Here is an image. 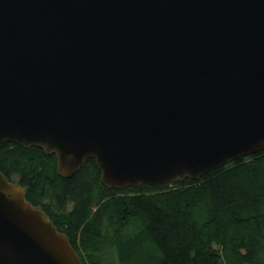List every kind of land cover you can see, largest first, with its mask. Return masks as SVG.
Here are the masks:
<instances>
[{"label":"water","instance_id":"1","mask_svg":"<svg viewBox=\"0 0 264 264\" xmlns=\"http://www.w3.org/2000/svg\"><path fill=\"white\" fill-rule=\"evenodd\" d=\"M111 189L264 150V0H0V143ZM0 264H83L0 171Z\"/></svg>","mask_w":264,"mask_h":264},{"label":"trees","instance_id":"2","mask_svg":"<svg viewBox=\"0 0 264 264\" xmlns=\"http://www.w3.org/2000/svg\"><path fill=\"white\" fill-rule=\"evenodd\" d=\"M0 171L70 239L83 264H264V150L158 186L108 188L95 158L0 143Z\"/></svg>","mask_w":264,"mask_h":264},{"label":"rangeland","instance_id":"3","mask_svg":"<svg viewBox=\"0 0 264 264\" xmlns=\"http://www.w3.org/2000/svg\"><path fill=\"white\" fill-rule=\"evenodd\" d=\"M18 178L16 176L13 177V183L16 185H19V183L17 182ZM20 187H22L21 185H19ZM23 189H25L24 187H22Z\"/></svg>","mask_w":264,"mask_h":264}]
</instances>
